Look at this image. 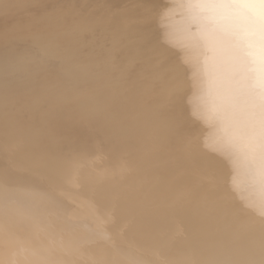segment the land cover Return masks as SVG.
I'll return each mask as SVG.
<instances>
[{"label":"bare ground","instance_id":"6f19581e","mask_svg":"<svg viewBox=\"0 0 264 264\" xmlns=\"http://www.w3.org/2000/svg\"><path fill=\"white\" fill-rule=\"evenodd\" d=\"M259 5L0 0V264H264Z\"/></svg>","mask_w":264,"mask_h":264},{"label":"snow or ice","instance_id":"6c2138e0","mask_svg":"<svg viewBox=\"0 0 264 264\" xmlns=\"http://www.w3.org/2000/svg\"><path fill=\"white\" fill-rule=\"evenodd\" d=\"M208 3L221 8H238L244 9L259 5L261 9V28H260V72L261 84L264 87V0H207ZM261 129L264 136V92L261 94Z\"/></svg>","mask_w":264,"mask_h":264}]
</instances>
